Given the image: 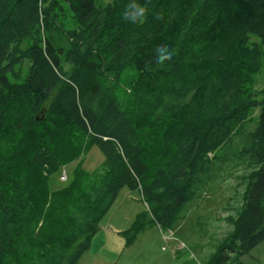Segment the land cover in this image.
I'll use <instances>...</instances> for the list:
<instances>
[{"label":"trees","instance_id":"16d2710c","mask_svg":"<svg viewBox=\"0 0 264 264\" xmlns=\"http://www.w3.org/2000/svg\"><path fill=\"white\" fill-rule=\"evenodd\" d=\"M131 2L0 0V264H78L125 187L146 206L120 233L127 246L152 224L171 229L222 168L242 167L247 181L234 231L209 264H242L264 242V107L247 129L264 0H137L147 13L135 24L123 20ZM158 46L172 53L162 66L153 63ZM22 59L27 79L12 82ZM127 72L137 117L117 93ZM56 121L104 161L76 167L64 188L79 193L73 228L29 263L25 244L40 217L33 197L60 166L39 128Z\"/></svg>","mask_w":264,"mask_h":264},{"label":"rangeland","instance_id":"374dc122","mask_svg":"<svg viewBox=\"0 0 264 264\" xmlns=\"http://www.w3.org/2000/svg\"><path fill=\"white\" fill-rule=\"evenodd\" d=\"M110 1L112 0H96V4L101 5ZM28 46L29 43L24 44L23 49ZM28 68L29 62L26 59L20 60L8 72L9 80L22 83L27 79ZM126 74L117 88V93L129 113L137 117L139 113L133 105L131 95L134 77L131 72ZM249 86H252L251 95L256 105L247 123L248 130L259 123L264 107V58L261 69L252 75ZM46 121L47 117H43V122ZM52 124H48L50 131H45L42 127L39 130L44 139L48 140L51 137L50 149L60 166L54 174L47 173L45 185L40 184L36 189L41 190L42 196H38L40 193L37 191L38 194L35 193L33 197V206L35 211L39 212L34 215L40 217L37 231L33 232L25 244L29 252L27 259L29 263L34 261L32 256L36 259V253L47 250V245L50 247L55 245L58 235H64L73 228L74 222L70 213L73 198L79 193L65 192L64 188L73 180L76 167L81 164L85 170L92 171L104 161L97 147L86 148V145L79 143L72 131L65 134L63 129L58 128V121ZM56 131L61 135L58 142L55 140ZM73 156L75 157L72 158ZM246 174L247 171L242 167L234 171L227 168L215 171L212 181L202 186L196 197L185 205L171 229L164 230L157 224L147 226L130 246H127L124 235L120 233L130 227L135 216L145 210L146 206L137 191L123 188L100 222L103 229H116L119 232V237L125 241L123 247L116 249L115 246V250L111 245L112 238L107 236V232H103L83 254L78 264H209L218 246L226 242L234 231V221L231 217H235L242 201L247 181L243 176ZM241 261L242 264H264V242L243 256Z\"/></svg>","mask_w":264,"mask_h":264},{"label":"clouds","instance_id":"9594fccd","mask_svg":"<svg viewBox=\"0 0 264 264\" xmlns=\"http://www.w3.org/2000/svg\"><path fill=\"white\" fill-rule=\"evenodd\" d=\"M146 13V7L138 3L137 0H132L123 14V20L135 24L140 22L145 17ZM171 58L172 53L166 46H158L153 51V63L156 65L162 66Z\"/></svg>","mask_w":264,"mask_h":264},{"label":"crops","instance_id":"0c3cea01","mask_svg":"<svg viewBox=\"0 0 264 264\" xmlns=\"http://www.w3.org/2000/svg\"><path fill=\"white\" fill-rule=\"evenodd\" d=\"M102 226H103V224H102V225L100 226V228H99V229H101V230H100V231L98 232V234L92 239L91 244H92L93 242H95L103 232H107V236H110V237L112 238L111 245L113 246L114 249H115V246H116V249H118L119 247H120V248L123 247V244L125 243V241H122V238L119 237V236H120L119 232H117L116 229H114V230H110V228L103 229ZM116 236H118L119 238H117ZM123 239H124V238H123ZM119 240H121V241H119ZM118 241H119V243H120L119 246H118V243H117ZM114 244H115V245H114ZM116 249H115V250H116Z\"/></svg>","mask_w":264,"mask_h":264}]
</instances>
